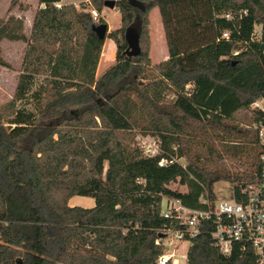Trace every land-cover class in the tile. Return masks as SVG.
Masks as SVG:
<instances>
[{"label": "trees", "instance_id": "1", "mask_svg": "<svg viewBox=\"0 0 264 264\" xmlns=\"http://www.w3.org/2000/svg\"><path fill=\"white\" fill-rule=\"evenodd\" d=\"M106 1L40 0L29 38L24 21L10 15L17 0L0 18L1 67L12 69L3 41L27 44L14 97L0 106V264H159L164 197L205 210L201 198L214 201L218 182L236 189L260 182L264 112L255 109L252 127L230 122L264 101V0H115L122 26L106 39L116 60L97 76L106 40L93 26L106 22L93 12ZM155 8L169 58L151 75ZM135 22L141 55L130 58L125 32ZM169 94L175 101L166 104ZM136 131L158 137L162 153L149 158L133 147ZM218 131L237 140L226 153L254 154L251 172L208 170L191 156L189 138L211 140ZM178 180L187 193L169 188ZM75 197L95 206H71ZM211 231L204 226L192 240L187 264H256L252 252L222 255Z\"/></svg>", "mask_w": 264, "mask_h": 264}, {"label": "built area", "instance_id": "2", "mask_svg": "<svg viewBox=\"0 0 264 264\" xmlns=\"http://www.w3.org/2000/svg\"><path fill=\"white\" fill-rule=\"evenodd\" d=\"M223 37L227 38L225 33ZM259 101L253 106L260 108ZM259 138L262 148L260 182L232 187L231 199L218 202L202 197L205 210L186 207L181 200L164 197L162 217L168 225L160 233L156 244L164 249L159 264H187V252L179 253L184 243H190L202 234L204 226L212 227V245L224 256L234 253L252 252L256 264H264V119L259 126ZM139 147L144 156L153 158L162 153L161 142L140 136ZM168 161L161 160V166Z\"/></svg>", "mask_w": 264, "mask_h": 264}, {"label": "rangeland", "instance_id": "3", "mask_svg": "<svg viewBox=\"0 0 264 264\" xmlns=\"http://www.w3.org/2000/svg\"><path fill=\"white\" fill-rule=\"evenodd\" d=\"M13 0H0V18H6L8 10L12 4ZM30 4L33 9L37 4L38 0H25ZM18 4L12 10L10 15L13 13H23L29 9L27 3L21 0H17ZM80 4H87L86 2H79ZM20 6L26 7L24 10H20ZM96 13V12H95ZM93 13L94 18L99 21L100 19L105 20L106 24L109 26L110 30H117L122 26V17L117 8L108 9L104 7L103 12L98 15ZM14 16V15H13ZM261 27H256V37L260 39ZM149 34V56L151 60V69L149 74H158L156 67L167 61L169 58V52L167 47V41L165 36V31L162 25L161 16L158 8H155L150 15V25L148 27ZM2 56L3 58L12 66V69H6L0 66V106L9 102L15 94L17 82L22 70V63L26 53L22 49V45H12L10 41H3L1 43ZM103 58L105 64L109 63V66H112L116 60L117 47L113 42H105L103 49ZM102 57V56H101ZM151 78V77H150ZM40 80H37V83L34 87V90L38 88ZM175 101V97L172 94L167 95L165 98L166 104H171ZM260 108L264 109V104L260 103ZM255 109H258L255 106H252L249 109H244L235 114L234 119L230 122L232 125H240L241 127L250 126L252 127L251 120L255 114ZM146 137L151 139H156L159 142L160 139L156 136L143 135L141 132L136 131L134 134V139L132 146L140 149L138 138ZM189 140V148L191 156H199L204 167L208 170H224L231 174L236 173H249L253 170V163L255 160L254 154L249 156H234L230 153H226L225 150L227 144H230L234 141L233 137L224 134L221 131H218L217 134L212 133L211 140H207L203 137H191ZM241 143V142H240ZM210 147H212V154L210 153ZM217 154H220L222 158L217 157ZM183 167L188 166V160L186 158L177 159ZM172 190H177L181 193H187L188 187L182 185L178 180L176 183H173L169 187ZM231 189L232 185L227 181L218 182L214 187V192L218 202L229 201L231 199ZM89 199V198H88ZM86 200V201H85ZM76 201V203H73ZM71 206H81L84 208H89L92 205L91 200L87 198H75L70 200ZM190 243H184L180 247L179 253H186L190 247Z\"/></svg>", "mask_w": 264, "mask_h": 264}, {"label": "crops", "instance_id": "4", "mask_svg": "<svg viewBox=\"0 0 264 264\" xmlns=\"http://www.w3.org/2000/svg\"><path fill=\"white\" fill-rule=\"evenodd\" d=\"M21 1L25 2V0H21ZM86 1H88V0H61L60 4L58 6L67 5V4H74V5L78 6L79 2H86ZM25 3H27V1ZM27 5L29 6V9L27 11H25L23 13H21V12L20 13H13V15L15 17L21 18L24 21V34H25V36L27 38H29L30 35H31V32H32V28H33V24H34L36 13H37L38 9L40 7H43V6L40 5V0L37 1V4L35 5L34 9H33V7L30 4L27 3ZM93 13H95V12H93ZM150 15H151V13H150ZM110 31H112V30H110ZM105 42L109 43V42H113V41L110 40V39H106ZM11 44L12 45H22V49L25 52V48L27 46V44L25 42H22V41L11 42ZM103 49H104V47H103ZM101 56L102 57L100 59L99 66H98V69H97V76L102 75L110 67L109 63L105 64V62H104L103 52H102ZM75 198H83V197H75ZM75 198H73V199H75ZM87 200H91L92 201V205L89 208H93L95 206V200L90 199V198L89 199L87 198ZM73 203H76V201H74Z\"/></svg>", "mask_w": 264, "mask_h": 264}, {"label": "water", "instance_id": "5", "mask_svg": "<svg viewBox=\"0 0 264 264\" xmlns=\"http://www.w3.org/2000/svg\"><path fill=\"white\" fill-rule=\"evenodd\" d=\"M104 6L108 9L116 8L115 0H107ZM93 31L100 40H106V35L109 31V26L107 24H101L98 26H93ZM141 36L142 29L135 22L130 25L125 32V41L128 46L126 54L130 58L138 57L141 55Z\"/></svg>", "mask_w": 264, "mask_h": 264}]
</instances>
